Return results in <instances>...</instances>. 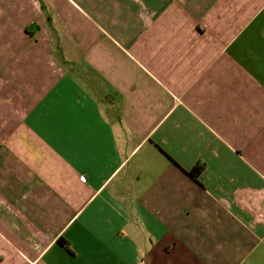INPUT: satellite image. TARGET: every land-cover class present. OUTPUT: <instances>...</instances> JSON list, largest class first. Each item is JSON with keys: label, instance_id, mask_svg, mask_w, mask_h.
Masks as SVG:
<instances>
[{"label": "crops", "instance_id": "crops-1", "mask_svg": "<svg viewBox=\"0 0 264 264\" xmlns=\"http://www.w3.org/2000/svg\"><path fill=\"white\" fill-rule=\"evenodd\" d=\"M0 264H264V0H0Z\"/></svg>", "mask_w": 264, "mask_h": 264}, {"label": "trees", "instance_id": "trees-1", "mask_svg": "<svg viewBox=\"0 0 264 264\" xmlns=\"http://www.w3.org/2000/svg\"><path fill=\"white\" fill-rule=\"evenodd\" d=\"M198 171H199V168H195V169H193V170L191 171V173H192L194 176H196L197 173H198Z\"/></svg>", "mask_w": 264, "mask_h": 264}, {"label": "built area", "instance_id": "built-area-1", "mask_svg": "<svg viewBox=\"0 0 264 264\" xmlns=\"http://www.w3.org/2000/svg\"><path fill=\"white\" fill-rule=\"evenodd\" d=\"M83 181H85V180L83 179Z\"/></svg>", "mask_w": 264, "mask_h": 264}]
</instances>
